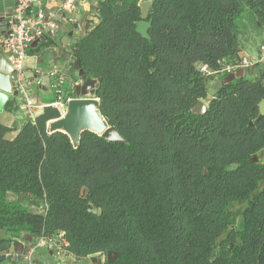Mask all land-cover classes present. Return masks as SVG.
<instances>
[{
    "label": "trees",
    "instance_id": "obj_1",
    "mask_svg": "<svg viewBox=\"0 0 264 264\" xmlns=\"http://www.w3.org/2000/svg\"><path fill=\"white\" fill-rule=\"evenodd\" d=\"M150 1L148 37L141 0H99L71 46L125 143L84 130L75 146L49 132L52 106L13 136L0 120V243L64 232L68 253L100 264H264V69L206 99L259 47L264 0Z\"/></svg>",
    "mask_w": 264,
    "mask_h": 264
},
{
    "label": "crops",
    "instance_id": "obj_2",
    "mask_svg": "<svg viewBox=\"0 0 264 264\" xmlns=\"http://www.w3.org/2000/svg\"><path fill=\"white\" fill-rule=\"evenodd\" d=\"M66 2L67 0H38L31 8L34 14H37L39 10H43L47 19L58 25L53 35L44 36L40 38L39 42L34 41L29 46L24 62L23 74L29 82L27 89L28 86L33 88L35 93L29 95L38 104H48L57 98L51 99L49 97L55 89L54 85L60 75L66 79L67 76L72 79L78 77V70L73 68L76 60L73 57L71 46L81 36V32H86L85 28L89 30L98 21L95 7L99 0H76L73 9L69 8ZM14 3L15 0H0V37L8 34L13 27L9 29L6 21L9 20L8 14ZM59 47H62L63 50L55 51ZM255 48L249 46L240 53V56H248L250 59L255 60L259 53L258 48ZM2 50L4 55L9 58L10 51L7 49ZM68 54H71V58H68ZM255 66L263 68L264 64H256ZM256 73L258 71H255L252 75L255 76ZM74 82L77 84L78 80L70 81L71 87H73ZM67 97L72 98L74 96L68 94ZM12 100L19 102L21 105L23 98L20 95L19 97H13L10 101ZM7 104L5 109L0 112V120L14 128L13 134H15L28 116L22 108L15 111L7 109ZM41 111L38 110V113ZM5 241L11 242V245L0 252V264H100L97 258L104 259L103 256L99 257L97 255L85 259L77 258L65 249L59 250L57 247L42 245L38 239L32 237ZM18 243L21 245H17ZM17 249L22 252L14 260L15 254H13V251Z\"/></svg>",
    "mask_w": 264,
    "mask_h": 264
},
{
    "label": "water",
    "instance_id": "obj_3",
    "mask_svg": "<svg viewBox=\"0 0 264 264\" xmlns=\"http://www.w3.org/2000/svg\"><path fill=\"white\" fill-rule=\"evenodd\" d=\"M18 1L19 0H15V3L8 14L9 20L6 22L9 29L18 22L16 11ZM140 6L142 20L137 22V31L144 37H148V30L151 25V21H147V18L151 1L141 0ZM87 30L88 28H85V31ZM84 33L85 32H81V35ZM40 40L41 39L39 38L35 42H39ZM60 49L63 50L62 47H59L58 50L55 49V51H60ZM68 58H71V54H68ZM73 68L78 70V77H76V79H72L67 76L66 80L68 82L78 80V83L76 84L74 82L72 87L75 92V96L69 99L67 110L63 115L48 122L47 127L49 132L63 131L67 133L75 146L78 145L81 133L84 130L94 131L110 141L125 143L126 138L120 134L116 127L110 126L100 112V100L96 97V94L98 88L100 87L102 78L95 79L88 77L81 66L80 60H76L73 64ZM263 69L264 67L257 68L255 65H249L228 73L224 77L214 81L206 99H212L213 95L224 83L230 82L238 77L250 76L255 73V71H262ZM19 73L20 72L14 68L10 60L4 55L3 50L0 49V112L5 109L8 101H10L13 97L20 96V81H22L25 85H29V82L24 74L22 73V77L20 79ZM207 109V103L201 100L193 108V111L197 113H204ZM263 115L264 100L260 103V115L258 119H260ZM27 238L31 237L28 236ZM8 245H11V242H2L0 244V252L2 250H6ZM17 245L21 244L18 243ZM20 252H22L20 249L13 251V254H15L14 260ZM118 256L119 252L110 250L106 254V259L108 261H115ZM97 259L99 263L104 261L103 258Z\"/></svg>",
    "mask_w": 264,
    "mask_h": 264
},
{
    "label": "built area",
    "instance_id": "obj_4",
    "mask_svg": "<svg viewBox=\"0 0 264 264\" xmlns=\"http://www.w3.org/2000/svg\"><path fill=\"white\" fill-rule=\"evenodd\" d=\"M76 0H67L66 4L69 8H74ZM38 2V0H19L16 8L18 22L13 25L11 31L0 37V49H7L10 51V57L8 58L13 64L14 68L18 70L19 78L21 79L24 62L28 54L29 46L39 38L47 35H53L58 25L49 21L43 10H39L37 14L32 11V6ZM264 64V46L261 47L260 56L258 59L250 60L249 57H243L238 63H227L221 69L220 73H230L237 68L246 67L249 65ZM201 70L207 74L218 73L212 72L207 65H203ZM64 76H59L54 88H57V98L48 104H38L29 95L27 85L20 81V95L23 100L21 108L26 111L28 118L35 120L38 115V110H43L45 107L52 106L58 109L63 115L67 110V105L70 97L65 98L63 90L58 88L60 85L66 82ZM42 245H50L57 247V249H64L66 244L65 233L60 232L52 237H42L38 239ZM28 257V256H27ZM28 264V263H27Z\"/></svg>",
    "mask_w": 264,
    "mask_h": 264
},
{
    "label": "rangeland",
    "instance_id": "obj_5",
    "mask_svg": "<svg viewBox=\"0 0 264 264\" xmlns=\"http://www.w3.org/2000/svg\"><path fill=\"white\" fill-rule=\"evenodd\" d=\"M262 39H264L263 37H261L260 39H259V41H258V45H259V47H260V49H259V47L258 46H250L251 48L252 47H256V48H258L257 50H259V53H258V55H257V57H256V59H258V57L260 56V52H261V47L262 46H264V45H262L261 46V44L262 43H264V41L263 42H261V40ZM255 48V49H256ZM251 51H256V50H251ZM250 59V58H249ZM250 60H252L253 61V59H250ZM237 69H239V68H237ZM237 69H235V70H237ZM234 70V71H235ZM215 74V73H214ZM214 74H212V75H214ZM214 76H216V75H214ZM216 78V77H215ZM217 79V78H216ZM58 88H61L62 90H63V94H64V97L66 98V96L68 95V94H71L72 96H75V92L72 90V87H71V84L69 83V82H65L64 84H62V85H60ZM28 92H29V94H34L35 93V91H33V88H31L30 86H28ZM58 96V93H57V88H55L54 90H53V92L50 94V97L49 98H51V99H53V98H56ZM206 102V101H205ZM62 115V114H61ZM13 133H10V136H13L12 135ZM8 197H9V199L10 200H20V197L19 196H17V195H15V194H9L8 195ZM29 204V203H28ZM31 209H34V210H36V211H38L39 209H35V208H31Z\"/></svg>",
    "mask_w": 264,
    "mask_h": 264
}]
</instances>
